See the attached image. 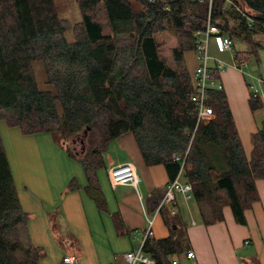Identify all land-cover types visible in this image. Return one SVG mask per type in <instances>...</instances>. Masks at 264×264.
<instances>
[{"label": "trees", "instance_id": "16d2710c", "mask_svg": "<svg viewBox=\"0 0 264 264\" xmlns=\"http://www.w3.org/2000/svg\"><path fill=\"white\" fill-rule=\"evenodd\" d=\"M57 0H0V122L23 135L59 133L71 158L81 163L83 188L98 210L107 212L96 172L103 168L106 146L132 133L147 167L162 165L173 181L180 172L191 185L201 223L223 221L230 207L234 221L245 224L244 213L258 200L256 180H264V121L252 135L246 158L223 90L210 89L207 105L213 118L197 121L192 97L196 83L185 53L195 51L194 34L205 29L208 13L222 20V32L251 43L264 34V0H230L255 24H248L225 0H77L81 22L74 41L68 25L58 17ZM103 12L109 32L97 21ZM170 31L178 46L172 63L160 56L156 35ZM246 62L242 52L235 53ZM44 68L40 89L33 64ZM215 78L218 69L210 66ZM251 112L262 105L249 96ZM90 128L84 145L83 132ZM68 143V144H67ZM80 144V151L73 147ZM68 145V146H67ZM85 147L84 152L81 151ZM168 185V184H167ZM155 188L147 201L153 213L166 192ZM80 189L75 179L65 193ZM169 236L147 237L141 247L155 264H172L182 253L185 225L177 213H160ZM118 235L128 233L112 216ZM29 215L19 203L9 162L0 136V264H39L43 252L29 238Z\"/></svg>", "mask_w": 264, "mask_h": 264}, {"label": "crops", "instance_id": "0c3cea01", "mask_svg": "<svg viewBox=\"0 0 264 264\" xmlns=\"http://www.w3.org/2000/svg\"><path fill=\"white\" fill-rule=\"evenodd\" d=\"M233 49L232 41L231 52L220 51L229 54L225 56L229 60L211 58L210 66L216 67L217 61L223 64L218 71V82L249 159L252 135L264 121V90L259 99L262 107L251 112L248 100L253 80L249 75L259 77L244 71L248 69L247 62L246 67L239 68L244 61H236ZM0 136L19 203L29 215L30 241L43 252L39 264H64L66 257L76 259L75 264H127L123 255L140 248L148 227L143 209L152 219L150 237L158 240L169 236L161 215L148 212L147 201L155 188L166 186L171 180L164 166L144 164L132 133H125L106 146L103 168L96 172L107 212L98 210L86 195L83 188L87 180L81 163L71 158L54 134L23 135L18 128H8L0 122ZM128 162L134 165L139 176L137 188H113L108 170ZM71 179L76 180L80 189L65 193ZM255 187L258 200L245 211L244 225L234 221L228 206L222 209V222L203 225L195 202L176 195L178 216L186 227V240L182 253L172 256L171 261L176 260L177 264H264V180H256ZM113 215L121 219L128 233L118 235ZM190 252L194 254L192 259L187 258Z\"/></svg>", "mask_w": 264, "mask_h": 264}, {"label": "built area", "instance_id": "2783aa9c", "mask_svg": "<svg viewBox=\"0 0 264 264\" xmlns=\"http://www.w3.org/2000/svg\"><path fill=\"white\" fill-rule=\"evenodd\" d=\"M211 1L209 0V6L211 5ZM225 3L228 7L233 8L237 11L248 24H255V21L248 17L238 6H236L230 0H225ZM224 22L222 20L213 21L208 13V17L205 24V29L201 31H197L194 34V43H195V51L196 57L198 58V66L192 72V79L196 83V94L192 97V101L195 104L196 112H197V121H207L213 118V111L206 103L208 99V92L210 89H216L218 91L223 90L221 83L218 82V79L215 78L214 74H212L210 70V58L208 53V43L211 38H213L216 42L218 50L221 52H231L232 51V40L231 38L224 34L220 29V26H223ZM262 28H264V24H260ZM222 62L217 61L216 68L218 71L222 69ZM246 63L240 64L239 68L246 67ZM249 77L253 80L249 85L250 93L253 98L260 99L263 95L264 90V81L259 78H254L249 75ZM108 178L111 186L115 188L116 186H131L134 189L137 188L139 182V176L135 170V167L132 163H124L121 165H117L108 170ZM180 172L177 177L171 181L166 188V192L160 200L158 206L156 207L153 214L155 216L160 215L162 210H166L170 216H175L178 213V209L176 206V195L182 196V198L187 201L191 196V185L189 183H183L179 181ZM143 213L145 215V219L147 221L148 227L144 234V239L141 243V246L137 250H131L126 252L123 255L124 260L127 264H155L154 261L146 256H144L141 252V247L144 243V240L147 237L152 235V219L148 218L147 213L143 209ZM188 259L194 258V254L192 252L187 254ZM64 264H75L76 259L72 257L63 258ZM172 264H177V261H172Z\"/></svg>", "mask_w": 264, "mask_h": 264}, {"label": "rangeland", "instance_id": "374dc122", "mask_svg": "<svg viewBox=\"0 0 264 264\" xmlns=\"http://www.w3.org/2000/svg\"><path fill=\"white\" fill-rule=\"evenodd\" d=\"M56 12L60 19L65 20L68 25V31L65 35L66 39L69 42L74 41V30L75 26L81 22V13L78 9L77 0H57L55 3ZM97 21L104 25L105 32H109V29L106 25V18L103 12H99L96 16ZM231 31L223 32L224 34L228 35ZM213 39V38H212ZM210 40L209 43V57L220 59L222 61H226L227 59L225 56H228L227 53H220L214 44L213 40ZM156 40L160 46V56L162 59L166 60L168 64L172 63V49L178 46L177 39L174 35L165 30L164 32L156 35ZM234 44V53L242 52V54L246 57V62L248 64V69L246 68L244 71L248 73L250 71L256 77L262 78L264 80V34H257L253 37L251 43L244 42L238 38H232ZM210 58L211 64L212 60ZM229 60V59H228ZM185 61L186 65L188 66L191 73L195 70L198 66V58L194 51L186 52L185 53ZM33 68L35 71L36 80L38 82L40 89H45L44 82L46 80L44 74V68L41 63L35 62L33 64ZM227 66L224 68V70ZM54 136L59 143H63L66 147V142L68 140H63L64 138L59 133H54ZM66 141V142H65ZM68 144V143H67ZM68 146V145H67ZM75 152L80 151V144H75L73 147ZM179 181H182V176H179ZM185 183V182H183ZM182 197V196H181ZM192 202V201H191ZM171 222L176 221L174 217H169ZM182 260V257H181Z\"/></svg>", "mask_w": 264, "mask_h": 264}, {"label": "water", "instance_id": "95a60500", "mask_svg": "<svg viewBox=\"0 0 264 264\" xmlns=\"http://www.w3.org/2000/svg\"><path fill=\"white\" fill-rule=\"evenodd\" d=\"M258 19H259L260 21H263V22H264V15H263V16H260ZM89 131H90V128H87V129L83 132L82 137H81V140H80V144H81V145H84V141H85V139H86L87 134H88ZM84 150H85V147H82L81 151L84 152Z\"/></svg>", "mask_w": 264, "mask_h": 264}]
</instances>
